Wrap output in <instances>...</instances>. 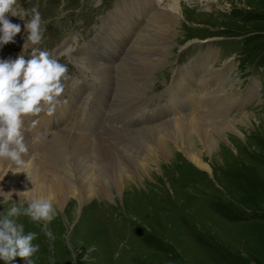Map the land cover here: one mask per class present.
I'll use <instances>...</instances> for the list:
<instances>
[{"label":"rangeland","instance_id":"374dc122","mask_svg":"<svg viewBox=\"0 0 264 264\" xmlns=\"http://www.w3.org/2000/svg\"><path fill=\"white\" fill-rule=\"evenodd\" d=\"M161 1L159 9L174 12L178 19L176 34L166 42L163 61L149 65L145 79L137 78L135 82L136 92L133 95L130 92L132 96L116 108H131L132 100L138 98V103L139 98H144L142 108L149 112L167 102L171 88L176 92L174 86L183 87V81L176 80V73L182 77L187 73L185 69L194 64L192 75L196 73L193 79L197 81L211 67L217 71L231 64L226 83L214 86L220 96L229 100L218 106L224 99L221 98L210 111L196 99V110L199 117L201 110H206L203 119L210 123L236 119L237 128L241 125L243 133L230 129L223 133L230 139L216 147L221 155L217 160H211L204 149L200 150L210 165L209 173L196 168L179 152L176 160L161 159L159 172L154 170L150 177L133 176L136 183L128 182L121 191L108 189L106 197L93 196L80 206L69 199L60 210L55 208L57 215L47 225L52 233L50 237L40 230L38 223L25 216L15 217L17 224L24 225L25 233H38L33 240L39 244L32 257L34 264H264V0H176L179 12L176 7L171 9L173 0ZM118 2L15 0L12 9L15 15L6 13L8 18L14 17L15 23L24 26L23 10L30 17L31 9L36 8L44 31L39 44L28 42V33L21 31L8 44L25 56L35 47L48 51L56 59L60 55L55 50L66 37L78 42L83 37L90 41L101 29L97 28L101 17L114 11ZM83 30L84 33L78 32ZM25 43H28L26 47ZM206 49L216 50L217 57L205 71H199L195 60ZM70 58L63 57L69 64V78H91L88 73L78 72L79 68L76 71V64ZM192 60L189 66L176 68L172 74L175 66L184 67ZM98 78L99 75L96 79L102 84ZM116 78L118 81V75H113L115 87ZM214 90L210 92L212 100L218 97ZM191 91L199 93L194 87ZM80 95V89L76 88L69 97L73 105ZM189 111L191 108L182 109L183 114ZM168 118L160 122L170 121ZM157 120H149L147 126L158 124ZM44 125L43 120L40 131H50ZM192 138L196 140L195 136ZM207 200L227 208L217 210ZM13 205L24 207L26 201L13 202L8 198L0 203V216ZM8 264H24V260L14 257Z\"/></svg>","mask_w":264,"mask_h":264},{"label":"bare ground","instance_id":"6f19581e","mask_svg":"<svg viewBox=\"0 0 264 264\" xmlns=\"http://www.w3.org/2000/svg\"><path fill=\"white\" fill-rule=\"evenodd\" d=\"M160 1L119 0L115 10L109 12L107 16L112 18L110 25L109 20L103 17L101 23L104 26L99 29L102 31L108 25L106 38L104 37L102 40L103 47L111 48L115 40L118 43L115 53L120 54V49H122V52L125 51L124 54H121L122 56L125 55L122 58L123 60H118L115 66L107 67L102 62H97L96 66L92 62L91 67L95 73V75H92L90 67L84 65L85 60H93L92 55L100 45L94 43L86 50L85 46L82 45L95 41L96 37L91 42H84L79 46L76 42L66 43L65 50L60 49L58 52V54L72 52L81 58L80 63L75 61L76 66L80 69L79 71L83 67V73L91 75V78H86L88 83L83 84L86 85L82 87L83 89L90 91V87L93 88L92 85L98 83L96 79L98 75L105 81L106 85L103 86L102 93H110L112 97L109 116L119 113L121 117L126 119L131 115L130 113L129 115L121 113L115 104L125 101L136 92L138 85L136 86L135 82H138L137 78L145 79L144 75L148 66L163 61L167 51L166 42L176 34L178 19L174 12L159 9L157 6ZM171 2V9L176 7L177 11H175L179 12L180 8H178L176 0ZM133 12L139 13V16H141V12H144V14L142 18L134 17L131 20ZM5 15L7 16L6 13ZM12 19L16 21L14 17ZM9 20L15 23L13 20ZM21 32L28 33L24 26H21ZM113 51L114 49H112ZM216 57V50L206 49L205 53L198 55L195 60L197 69L205 71ZM193 66L194 64L185 69L187 73L182 77H180L179 72L176 73V80L183 81L186 93H189L194 86L199 85L202 93L200 103L203 104L204 108L213 111L216 101L218 103L221 98L224 99L223 101L220 100L218 106L224 105V102L229 99L220 96V92L217 88L214 90V86L226 83L232 65L225 64L223 68L217 71L211 67L197 81L191 80L194 77L192 75ZM122 71H126V73ZM115 74L118 75L119 80L117 81L116 78V88L113 90L109 87L112 85L111 82ZM201 79L203 80L202 83L200 82ZM65 81L69 83L68 87H72L71 82ZM177 84L175 83V85ZM77 89H80V86ZM72 90L73 88L70 91ZM213 90L218 97L212 100L210 92ZM130 92H132V95ZM87 94L88 91L86 94L85 92L81 93L74 102L82 101ZM190 96L193 105L190 107L192 114H183L181 101L175 100L167 107L169 112H165V115L170 117V121L160 122V119H158V124L152 126L150 124L146 128H143L146 122H142L138 129L132 128V131L129 130L130 128H119L116 123V126L102 129L96 135L90 133L75 135L68 131H57L36 139L37 134L24 123L25 143L28 146V152L23 155L25 164L22 167H17L12 161L0 158V203L3 204L8 198L13 202H21L32 197L50 196L54 208L57 207L59 210L71 198L80 206L88 202L93 196L106 197L109 194V192H106L108 189L113 188L121 191L123 186H127L128 182L135 184L136 181L133 176L139 179L140 176L150 177L154 170L159 172L158 166L163 160L175 159V157L180 156L179 152L196 168L209 173L210 165L202 158L200 150L204 149L211 160L219 159L220 153H218L216 147L220 146L221 142L227 143V138H229L224 136L223 133L230 129L242 134V126L240 125L237 128L236 119L231 120L229 123L204 121L206 110H201L200 117L196 110L198 105L195 101L200 97ZM137 100L138 98L132 100L131 105L133 106L131 108L135 107ZM201 105L200 109H202ZM43 120L47 129H57L55 122L51 120L52 123H49L50 118L43 116L37 120L35 125L38 132ZM70 134L73 135L70 136ZM192 136L196 137L195 141H193ZM169 143H172V146H169ZM127 147H130L131 150ZM220 151L222 152V150ZM64 152L67 153L63 154ZM145 156H147L146 160L144 159ZM151 163L153 165L149 167Z\"/></svg>","mask_w":264,"mask_h":264},{"label":"clouds","instance_id":"9594fccd","mask_svg":"<svg viewBox=\"0 0 264 264\" xmlns=\"http://www.w3.org/2000/svg\"><path fill=\"white\" fill-rule=\"evenodd\" d=\"M14 3L15 0H0V46L14 42V36L21 31L20 24L11 22L5 15L9 12L15 15L12 11ZM24 28L28 32L27 41L39 44L44 29L36 8L31 9ZM21 53L14 59L0 58V158L12 161L17 167L25 164L23 155L28 152L24 117L35 116L41 111L51 114L56 109L61 103L62 81L67 72V66L46 50L34 47L28 58ZM31 124L35 126L36 121ZM46 135L47 130H44L35 138ZM26 201L24 207L13 205L0 216V261L3 264L13 261L14 257L23 258L24 264H34L32 257L39 249V244L33 243L38 233H25L24 225L17 224L15 217L25 216L38 223L46 236L52 235L47 227L57 215L52 198L37 196Z\"/></svg>","mask_w":264,"mask_h":264}]
</instances>
